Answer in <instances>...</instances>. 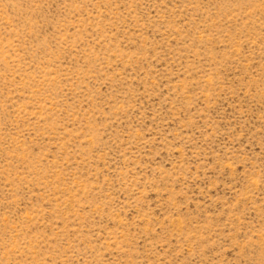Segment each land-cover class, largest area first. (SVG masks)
Wrapping results in <instances>:
<instances>
[{
  "label": "rangeland",
  "instance_id": "rangeland-1",
  "mask_svg": "<svg viewBox=\"0 0 264 264\" xmlns=\"http://www.w3.org/2000/svg\"><path fill=\"white\" fill-rule=\"evenodd\" d=\"M0 264H264V0H0Z\"/></svg>",
  "mask_w": 264,
  "mask_h": 264
}]
</instances>
